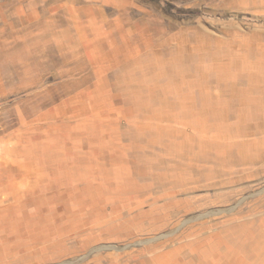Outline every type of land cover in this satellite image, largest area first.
<instances>
[{"label": "rangeland", "instance_id": "obj_1", "mask_svg": "<svg viewBox=\"0 0 264 264\" xmlns=\"http://www.w3.org/2000/svg\"><path fill=\"white\" fill-rule=\"evenodd\" d=\"M253 255L264 0H0V264Z\"/></svg>", "mask_w": 264, "mask_h": 264}, {"label": "bare ground", "instance_id": "obj_2", "mask_svg": "<svg viewBox=\"0 0 264 264\" xmlns=\"http://www.w3.org/2000/svg\"><path fill=\"white\" fill-rule=\"evenodd\" d=\"M209 149V148H208ZM169 151H168V153H170V155H172V157L169 159L170 161H172L173 163H174V166L175 167H182V171H183V174H182V178H184V177H187L188 176V174L190 175V177H187V178H185V179H183L184 181H190V180H193V181H195V182H198V181H201V179H203V177H205L206 175L205 174H203L202 172H201V170L199 169V167H200V165H204V164H208V163H211L212 161H214L215 163H217V161L215 160V157L214 156H212L211 157V154H209V155H207L206 153H205V151L204 150H202L201 148H199V152H197L196 153V157H193V158H191V160H192V164H186V163H180L179 161H177V160H175V157L173 156V155H175L176 154V151H174V149H168ZM204 151V152H203ZM191 152H193V151H191ZM189 153V151H187V153L186 154H188ZM215 154V153H214ZM213 154V155H214ZM179 155H181V153L179 154ZM190 155V154H189ZM168 156V155H167ZM169 158V157H168ZM188 158V157H187ZM186 158V159H187ZM181 159V158H180ZM164 160V159H163ZM182 160V159H181ZM218 160V159H217ZM166 163V162H165ZM214 163V164H215ZM161 165H162V163H161ZM155 166H159V164L158 165H154V167ZM153 167V168H154ZM174 171H176V170H174ZM172 172V171H171ZM158 173V172H157ZM173 173V172H172ZM155 174V173H154ZM181 176V175H180ZM159 178V177H158ZM178 181H180V180H178ZM156 182V181H155ZM181 182V181H180ZM189 183V182H188ZM156 185H157V183H156ZM158 186V185H157ZM197 203H198V201H197ZM175 204L176 203H173V204H169V207L170 206H175ZM167 205H164V207H166ZM199 207H201V205H199L198 207H196V209L197 208H199ZM154 210V209H153ZM162 210V209H161ZM193 209H192V206H188V205H186L185 207H184V209H183V212L185 213V212H190V211H192ZM173 213V212H172ZM153 225V224H152ZM80 226V225H79ZM153 226H155V225H153ZM158 231V230H157ZM147 232V231H146ZM104 235H106V234H104ZM98 236V235H97ZM101 236V235H100ZM109 238V237H108ZM109 239H112V238H109ZM32 240V239H31ZM59 241V240H58ZM5 257V256H4ZM220 257V256H219ZM53 259V258H52ZM249 259L254 263V264H264V260H262L258 255H253L252 257H250L249 256ZM211 260V259H210ZM230 264H246L245 263V261H237V262H231Z\"/></svg>", "mask_w": 264, "mask_h": 264}]
</instances>
